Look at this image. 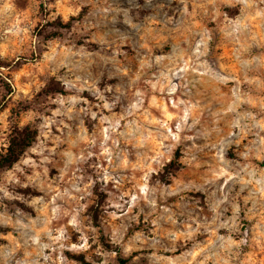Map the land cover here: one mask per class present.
I'll use <instances>...</instances> for the list:
<instances>
[{
	"label": "rangeland",
	"instance_id": "1",
	"mask_svg": "<svg viewBox=\"0 0 264 264\" xmlns=\"http://www.w3.org/2000/svg\"><path fill=\"white\" fill-rule=\"evenodd\" d=\"M25 125L0 264H264V0H0Z\"/></svg>",
	"mask_w": 264,
	"mask_h": 264
},
{
	"label": "trees",
	"instance_id": "2",
	"mask_svg": "<svg viewBox=\"0 0 264 264\" xmlns=\"http://www.w3.org/2000/svg\"><path fill=\"white\" fill-rule=\"evenodd\" d=\"M58 92L61 90H57ZM36 137V129L29 125L14 126L9 134L7 146L0 151V171L9 168L24 151L30 147ZM126 259L118 258V264H125Z\"/></svg>",
	"mask_w": 264,
	"mask_h": 264
},
{
	"label": "bare ground",
	"instance_id": "3",
	"mask_svg": "<svg viewBox=\"0 0 264 264\" xmlns=\"http://www.w3.org/2000/svg\"><path fill=\"white\" fill-rule=\"evenodd\" d=\"M189 96V95H188Z\"/></svg>",
	"mask_w": 264,
	"mask_h": 264
}]
</instances>
